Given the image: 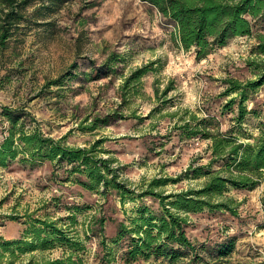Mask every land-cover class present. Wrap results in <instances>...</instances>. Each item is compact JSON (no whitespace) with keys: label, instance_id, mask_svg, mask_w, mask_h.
<instances>
[{"label":"rangeland","instance_id":"1","mask_svg":"<svg viewBox=\"0 0 264 264\" xmlns=\"http://www.w3.org/2000/svg\"><path fill=\"white\" fill-rule=\"evenodd\" d=\"M53 14L54 33L37 27L28 17L12 37L11 48L0 50V106L24 107L45 133L56 139L65 137L68 146L89 147L103 140L101 157L116 159L129 184L181 175L178 182L164 187L166 194L198 185L201 180L184 173L191 164L208 161V141L183 138L174 128L178 116L168 114H182L185 109L204 117L211 113L219 119L221 130L230 128L237 111L233 106L221 113L231 98L220 95L225 89L223 79L256 77L247 64L256 58V39L233 38L197 60L193 50L185 51L171 40L174 23L141 0H73ZM259 31L264 33V23L255 33ZM152 62H156L153 70L132 82L124 95L125 77ZM62 75L60 84H49ZM245 105L256 106L259 112L243 124L246 133L256 135L259 123L264 124V85L249 95ZM92 122L98 127L87 129ZM67 176L63 169L54 173L52 163L32 171L16 164L0 168V239H21L30 222L50 220L68 230L81 248L37 251L33 264L69 258L71 264H167L155 258L126 263L122 258L126 246L112 243L111 238L120 221L128 222L135 203L122 205L114 194L107 197L85 190L65 181ZM263 190L260 185L226 193L235 200L239 219L229 213L191 215V237L199 242L237 237L230 256L217 260L208 252L201 253L206 262L264 264ZM144 201L152 204L150 198ZM101 216L106 219V247L97 224ZM107 252L113 255L106 257ZM30 257L20 255L14 264H29ZM7 259L2 257L0 264Z\"/></svg>","mask_w":264,"mask_h":264},{"label":"trees","instance_id":"2","mask_svg":"<svg viewBox=\"0 0 264 264\" xmlns=\"http://www.w3.org/2000/svg\"><path fill=\"white\" fill-rule=\"evenodd\" d=\"M72 1L0 0V50L7 52L11 48L12 37L18 34L28 17L37 27L54 33L53 13ZM141 1L174 23L176 31L171 34V40L185 51L193 50L197 60L207 58L236 37L253 36L257 41L253 47L256 58L247 61L257 73L256 77L246 81L234 77L223 79L225 89L220 95L231 98L222 106L221 113L233 106L237 111L230 128L221 130L219 119L211 113L204 117L185 109L182 114H168L170 117L178 116L174 128L183 138L198 137L208 141L205 150L208 161L205 164H191L184 173L188 178L201 180L199 184L168 194L164 187L170 182H178L181 175L176 179L155 177L136 185L129 184L122 178L123 169L116 165V159L101 157V153L105 152L99 148L103 140L89 147L68 146L64 142L65 137L56 139L45 133L24 107L5 105L0 106V168L16 164L32 171L45 163H52L54 173L63 169L68 175L65 179L67 182L107 197L114 194L122 205L135 203L128 222L120 221L115 237L111 238L112 243L123 242L126 246L122 253L126 263L155 258L167 264H179L182 260H186L187 264H215L206 262V256L201 253L208 252L211 258L217 260L227 258L235 250L237 237L229 235L212 243L211 240L199 242L191 237L194 230L191 215L229 213L239 219L237 204L226 193L230 189L254 190L264 185V124L259 123L256 135L243 130L248 117L259 114L256 106L249 109L245 103L253 91L264 85V33L261 30L255 33L256 28L264 23V0ZM29 11L30 15L27 16ZM155 63L139 67L125 77L121 85L123 94L129 90L132 82H139L152 71ZM62 78L63 75L49 84H60ZM97 127L96 122H92L87 129ZM146 198H150L152 204H147L144 201ZM260 201L264 210V190ZM70 219L73 223L76 221L74 216ZM105 221L103 216L97 219L101 243L106 247ZM37 223L40 225L37 226ZM28 225L23 238L0 239V260L8 256L5 264H14L24 254L31 256L29 264H33L34 252H44L58 246L75 250L81 248L68 230L53 221L36 219ZM111 255L113 253L109 252L106 257ZM39 264H71V258L45 260Z\"/></svg>","mask_w":264,"mask_h":264}]
</instances>
